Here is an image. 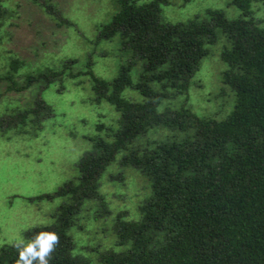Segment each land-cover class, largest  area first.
Returning <instances> with one entry per match:
<instances>
[{
    "label": "trees",
    "instance_id": "1",
    "mask_svg": "<svg viewBox=\"0 0 264 264\" xmlns=\"http://www.w3.org/2000/svg\"><path fill=\"white\" fill-rule=\"evenodd\" d=\"M29 1L56 26H74L57 0ZM178 1L196 12L194 0ZM228 1L234 17L211 6L172 21L164 14L174 0H114L111 19L79 44L85 60L76 47L20 73L25 61L4 42L22 4L0 0V138L37 162L50 134L86 145L54 191L24 198L56 201L47 224L20 229L28 239L58 234L49 264H264V0ZM213 45L226 67L205 88L195 75ZM110 51L125 60L107 79L94 59ZM71 85L90 91L96 115L84 132L47 95L62 99ZM9 92L29 97L20 102ZM8 241L0 238V264L19 256Z\"/></svg>",
    "mask_w": 264,
    "mask_h": 264
},
{
    "label": "rangeland",
    "instance_id": "2",
    "mask_svg": "<svg viewBox=\"0 0 264 264\" xmlns=\"http://www.w3.org/2000/svg\"><path fill=\"white\" fill-rule=\"evenodd\" d=\"M8 1L11 8L15 7L18 1L22 4L17 8L16 13L18 16L8 20V22H13L11 26L7 25L11 37L4 42L6 52L25 61V65L20 68V73L31 69L32 66L45 57V54L51 58L53 57L52 60L48 59L47 61L50 64L61 57H65L68 53L73 52L74 54L76 47L83 48L79 44L87 46L85 37L93 36L98 25L111 19L116 4L114 0H57L61 11L75 22L74 26L71 27L72 29H70V33L67 28L56 26L42 12L40 7L29 0ZM174 1L176 4L167 6L164 14L166 18L172 21L192 16L199 8L206 9L211 6L223 10L228 17H234L238 14V9L228 0H194L196 12L190 5L179 7L177 2L180 3V1ZM259 3L263 6L261 2ZM76 27L80 28L81 33H84L83 37L79 36ZM66 37H69L70 41ZM101 46L103 45L101 44ZM83 49H78L80 62L85 60L86 48ZM109 53L110 55L107 57L99 55L94 59V71L102 77L112 79L118 72L120 60L121 62L125 60V53L120 54L115 51ZM121 55L123 59H121ZM1 61L4 62L3 59ZM202 63L201 69L195 77L206 78V88L208 85L215 83L214 78L221 77V67H226L220 59L219 46L213 45L210 54ZM5 85V82L0 83V92H4ZM193 86H191V89ZM86 88L85 86L71 85L66 96L62 99H60L62 95H53L47 91V95L51 97L53 104L61 105L59 109L65 113L64 118L67 120L77 119L82 132L87 130L85 121L93 120L96 115L94 108L88 101L90 91ZM205 93H208V91ZM27 95H29L28 92H9L7 97H17L20 102H24L29 97ZM199 95L201 96L200 93ZM192 101L201 102L199 98L194 96ZM103 109L113 113L111 106L107 105ZM56 128L60 132L65 129L63 126H56ZM49 139L53 140V143L51 146L44 147L41 153L42 159L37 162L34 155L32 158V156L15 152L14 145L11 146V144L9 145L8 142L0 138V234H2V237H6L9 240L8 242H11L14 237H22L20 229H28L37 224L48 223V216L44 213L50 207L56 205V201L29 202L24 198L54 191L72 173L71 162L77 160L86 149L85 142L82 139L75 138L70 134H67V137L61 136L58 139L50 134ZM36 145L38 144L36 143ZM127 170L132 176L140 179L138 180L139 184L143 183V175L136 169L127 167ZM126 184H129V182H126ZM108 186L106 185L105 188L109 189ZM117 188H121V186H117ZM131 194L132 191L128 190L121 194V198L128 202L130 201L128 197Z\"/></svg>",
    "mask_w": 264,
    "mask_h": 264
},
{
    "label": "clouds",
    "instance_id": "3",
    "mask_svg": "<svg viewBox=\"0 0 264 264\" xmlns=\"http://www.w3.org/2000/svg\"><path fill=\"white\" fill-rule=\"evenodd\" d=\"M58 240V234L48 230L40 231L30 239L14 237L11 243L19 252L15 264H49L50 253Z\"/></svg>",
    "mask_w": 264,
    "mask_h": 264
}]
</instances>
